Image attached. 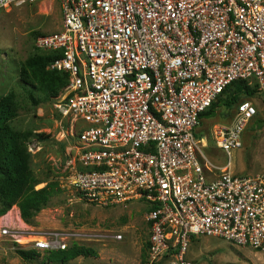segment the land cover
I'll return each instance as SVG.
<instances>
[{
  "label": "built area",
  "instance_id": "2783aa9c",
  "mask_svg": "<svg viewBox=\"0 0 264 264\" xmlns=\"http://www.w3.org/2000/svg\"><path fill=\"white\" fill-rule=\"evenodd\" d=\"M34 1L0 0V8ZM55 1L60 26L33 44L56 51L46 67L67 73L53 106L73 138L65 164L76 197L147 206L139 264H192L184 254L197 234L264 250V174L232 172L229 158L213 163L197 134L200 112L233 80L264 90V0ZM255 112L242 97L210 127L226 157ZM12 242L67 245L57 232Z\"/></svg>",
  "mask_w": 264,
  "mask_h": 264
},
{
  "label": "rangeland",
  "instance_id": "374dc122",
  "mask_svg": "<svg viewBox=\"0 0 264 264\" xmlns=\"http://www.w3.org/2000/svg\"><path fill=\"white\" fill-rule=\"evenodd\" d=\"M59 26L60 12L55 0L19 2L0 8V94L13 90L18 104L9 124L29 133L26 146L33 187L51 180L58 185L28 222L17 221L12 211L0 217V226L10 229L8 234L0 235V264H139L147 236L143 218L147 206L139 200L101 206L78 199L70 184V167L65 164L73 143L68 119L53 106L55 95L34 103L31 97L40 95L38 89L18 80L19 62L38 50L33 44L34 32ZM240 96L250 99L256 112L240 132V145L231 148L228 157L214 146L208 132L214 124L228 120L231 107L220 105L213 115L201 117L197 134L206 136L207 144L202 150L213 163L222 164L229 158L228 168L232 172L264 174V123H257L259 118L264 119V90L251 95L240 93ZM52 232L64 235L66 247L83 244L92 247L95 254H79L59 263L48 259L47 250H35L36 254L30 258H22L15 252L19 246L12 240L18 243V238H22L19 245H26L27 240ZM114 232L121 233L119 240L111 238ZM184 257L192 264H264V250L203 234L193 236L188 242Z\"/></svg>",
  "mask_w": 264,
  "mask_h": 264
},
{
  "label": "trees",
  "instance_id": "16d2710c",
  "mask_svg": "<svg viewBox=\"0 0 264 264\" xmlns=\"http://www.w3.org/2000/svg\"><path fill=\"white\" fill-rule=\"evenodd\" d=\"M55 55H57L56 51L38 49L28 53L18 64L19 82L31 84L40 92L35 99L30 96L34 103L56 95L65 83L67 77L65 71L46 67ZM240 93L251 95L256 93V89L254 86L245 84L243 80H233L200 112L199 118L213 115L220 105L226 108L231 107L234 101L242 98ZM17 108L13 90L9 89L0 94V216L15 204L22 221L28 222L31 215L58 189V185L56 181L51 180L40 187H33L34 176L28 167L30 153L26 146V137L29 133L24 129H15L9 124V120L16 115ZM263 120L259 118L258 125L264 123ZM145 248L146 240L142 245L140 261L143 260ZM35 250L17 247L15 252L22 258H30L36 254ZM79 254L86 256L95 254V251L92 247L76 243L62 249L47 250L48 259L59 263Z\"/></svg>",
  "mask_w": 264,
  "mask_h": 264
},
{
  "label": "crops",
  "instance_id": "0c3cea01",
  "mask_svg": "<svg viewBox=\"0 0 264 264\" xmlns=\"http://www.w3.org/2000/svg\"><path fill=\"white\" fill-rule=\"evenodd\" d=\"M199 125V124H198ZM199 129V126H197V130ZM14 210V211H13ZM14 212V215L16 216V220L18 221V219L21 221V222H23L22 221V219L20 218V216H19V214H18V209H17V207H16V205L14 204L12 207H11V209L9 210V211H7L4 215H2V216H0L1 218H3V217H5L8 213H10V212Z\"/></svg>",
  "mask_w": 264,
  "mask_h": 264
},
{
  "label": "bare ground",
  "instance_id": "6f19581e",
  "mask_svg": "<svg viewBox=\"0 0 264 264\" xmlns=\"http://www.w3.org/2000/svg\"><path fill=\"white\" fill-rule=\"evenodd\" d=\"M229 163H230V162L228 161V165H229ZM22 240H23L22 238H18V241H22Z\"/></svg>",
  "mask_w": 264,
  "mask_h": 264
}]
</instances>
